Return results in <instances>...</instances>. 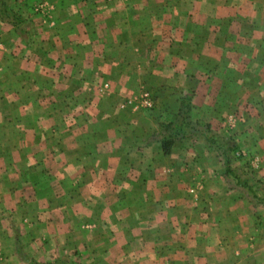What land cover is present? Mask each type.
Instances as JSON below:
<instances>
[{"label":"crops","instance_id":"0c3cea01","mask_svg":"<svg viewBox=\"0 0 264 264\" xmlns=\"http://www.w3.org/2000/svg\"><path fill=\"white\" fill-rule=\"evenodd\" d=\"M52 62L78 70L90 64L66 79L101 77L108 92L117 87L113 78L121 92L128 78L135 87L139 75L131 72L140 66L141 92L152 93L155 108L179 115L186 92L210 127L220 119L217 108L252 101L247 122L255 126L262 188L253 194L237 182L225 186L219 175L206 179L219 168H207L203 158L221 157L214 140L196 147L192 133L166 152L159 139L134 146L122 162L111 137L96 135L99 114L63 118L65 136L52 138V105L35 101L33 82L52 77L41 70ZM254 63L255 71L244 69ZM97 104L76 109L94 113ZM40 109L43 118H36ZM0 112L13 113L10 125L0 118V144L9 143V127L16 149H0V264H48L58 242L64 252L72 245L96 255L92 264H156L163 255L176 264H264V0H0ZM201 167L203 200L192 199L187 182L201 177Z\"/></svg>","mask_w":264,"mask_h":264},{"label":"rangeland","instance_id":"374dc122","mask_svg":"<svg viewBox=\"0 0 264 264\" xmlns=\"http://www.w3.org/2000/svg\"><path fill=\"white\" fill-rule=\"evenodd\" d=\"M40 9L39 11L41 13L44 12V9ZM56 59H59V57H56ZM76 65L77 64L75 63L65 64L62 62H52L49 65L46 64V66L44 65L41 70L45 71V73L52 72V77L49 80L47 78L45 80H33V82L36 83L35 101H46L50 103L53 108L52 113L55 125L52 128L53 135L51 134V137L54 136V134H56V138L59 139L61 136H65V134L62 133L61 128V125H63L62 120L64 119H68L69 121L73 122L75 119L81 120L82 117L84 120L91 119L90 115H94V117L97 116L98 118L99 114V129L97 130L96 135H98L100 140H106L107 135L111 137V142H113L111 146L112 148H115L119 159H121L116 161L122 162L123 159L121 154L123 152H132L134 146H152L155 143L154 140H161L163 137L167 138L168 133L174 132L173 135L175 138L192 133L198 138L194 139L193 142L196 147L199 144L202 145V142L205 143L204 146H209V141H205L207 138L214 140L215 143L217 142L216 144L214 143L215 150L218 152L221 158L219 160L214 159L211 162H207L209 160H206L207 158L204 157L203 163L208 166L207 168H209V166L213 168L214 166L212 170L219 168V172H217L218 174L214 175L212 171L208 172L207 170L206 179H210L213 176L216 177V175H219V177L222 178L221 180H223L225 186H228L227 182H237L247 189L249 188L250 192L253 194H255V190L258 191L262 188L256 177V172L259 168V160L257 154L255 153V126L254 124L247 122V120H251L252 114L250 112L253 109L252 106L255 105L251 104L252 101L241 104L239 107H235L241 110L235 108L228 110V108H225L226 110L223 111L220 108H217L218 110L215 113H217L216 116L220 117V119L217 121V123H213L210 127L201 118H199V114H197V112L190 108L191 97L186 92H181V98L179 100L180 108L178 110V112H180L177 116L175 114L177 110L174 114H171L172 111H168L166 108L162 109L161 106L155 108L156 104L153 105L154 96H152V93H148L150 95H145L150 99L151 104L146 106L142 105L140 103V98L144 96L141 90L142 83H144L142 81V77L145 75V73L140 70L141 67L139 65H137L139 66L138 68L135 67L131 72L132 75L135 73H138L139 75V77H137V83L135 87H131V80L128 78L127 82H125L126 88L123 90V92H121L119 87L124 88L123 84L121 85L120 80L113 78V82L117 84V87L115 88L117 89V93H114L115 89L108 92L109 87H107L105 82L102 83L104 79L101 77L98 80L97 78H92L91 75H88L86 78H82V82L79 78L66 79L69 78V76L67 77V73L69 71H74L75 73V71L78 70ZM118 65L119 64H117L116 69H118ZM78 66V71L80 72L82 70L84 72L85 67H90V64L87 66L78 64ZM95 69L100 68L96 66ZM244 69L255 71V63L254 68L249 65H245ZM89 71H92V69L90 68ZM113 93L115 94V98L111 96ZM20 97L22 98L23 96L21 95ZM109 101H112L110 105L112 106V109L110 110L106 105L109 103ZM90 102H93L94 104L99 102V104H97L99 105V110L97 112L92 113L90 110L81 111V109H76L77 105L81 106L82 103L90 104ZM76 111L77 114H75ZM26 113V111L21 112V115ZM183 113L186 114L185 117L183 116ZM34 114L38 116L36 118H43L44 111L43 109L36 110L33 112V115ZM67 114H70L71 116L66 117ZM12 115V112H7L5 117L4 113L0 112V118L3 121L8 122L7 125H10L8 118ZM181 118L184 120L188 119L189 122L185 126L181 127V130H177L178 128L175 124H178V120ZM166 123L169 124L167 127L164 126ZM4 137L10 141L9 143L6 142L0 144V149L4 148L6 152H13L16 150L13 147L14 144L12 146L11 143L12 134L9 127H5ZM59 139L57 142H53L51 144V150L53 152H59ZM36 142L37 141L34 143ZM46 145L47 142L45 143V146ZM233 145L236 147L233 151H230V147ZM38 146H40V148L37 147L36 152L41 153V148H43L44 145L38 144ZM28 148L29 147H26V149ZM21 149H23V147ZM227 156H230L232 163L229 159L227 163L224 162ZM44 164L46 166L45 162ZM43 168L45 167H41L40 173H42ZM223 168H225L228 173L225 171V169L223 170ZM49 171L56 172V170ZM196 171H198V174H206V169L204 172H202V167L200 170L196 169ZM50 172L46 173V175H50V178L48 179L52 181L55 179V176ZM192 173L193 172L189 173L190 177ZM227 176L230 180L226 179ZM149 177H151V175ZM204 178L205 177L201 174V177L194 176L193 181L190 179L187 182L186 192L190 198H200L203 195L201 192L203 190V184L206 180ZM134 180L133 182H136V180ZM51 191L53 192V190ZM55 194L58 195L59 191H56ZM201 200H203V197H201ZM63 247H66V245H61L60 242H58L56 251H54L55 255L53 257V262H59L61 264L97 263L98 259L96 255L92 256L93 254H89V252L77 251L80 249H76L74 246L72 247V245L69 246L66 252H64L62 251V249H64ZM197 257H201L202 259L204 258L202 255ZM177 258L187 259V256H179ZM249 259L250 261H248V256L245 257L246 262L255 263V257H250ZM173 260L174 257L172 255H163V262H156V264H176L173 262ZM166 261L167 263H165Z\"/></svg>","mask_w":264,"mask_h":264},{"label":"trees","instance_id":"16d2710c","mask_svg":"<svg viewBox=\"0 0 264 264\" xmlns=\"http://www.w3.org/2000/svg\"><path fill=\"white\" fill-rule=\"evenodd\" d=\"M185 113H183V116L185 117ZM188 122H189V120L188 119H186V120H184L183 118H181L180 120H178V124H175L176 126H177V130H181V127H183V126H185L186 124H188ZM167 125H169V124H164V126H166L167 127ZM174 132L173 133H168V137L166 138V137H163L161 140H160V145H161V149H162V151L163 152H166L167 150H168V148H169V146H170V144L172 143V141L174 140V139H176L175 137H174ZM167 135V134H166ZM212 141L210 138H207V141ZM235 149V146L233 145V146H231L230 147V150H234ZM225 163H227L228 162V159H225V161H224ZM47 264V263H46ZM48 264H61V263H59V262H50V263H48Z\"/></svg>","mask_w":264,"mask_h":264},{"label":"built area","instance_id":"2783aa9c","mask_svg":"<svg viewBox=\"0 0 264 264\" xmlns=\"http://www.w3.org/2000/svg\"><path fill=\"white\" fill-rule=\"evenodd\" d=\"M38 6H39V8H42V9L44 8V5H43L42 3H39ZM143 95H144V96L140 98V103H141L142 105H145V106H146V105H150V104H151L150 99H149L148 97L145 96V95H146L145 93H143Z\"/></svg>","mask_w":264,"mask_h":264}]
</instances>
